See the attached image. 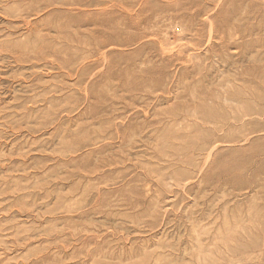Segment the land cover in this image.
I'll list each match as a JSON object with an SVG mask.
<instances>
[{
	"label": "rangeland",
	"instance_id": "rangeland-1",
	"mask_svg": "<svg viewBox=\"0 0 264 264\" xmlns=\"http://www.w3.org/2000/svg\"><path fill=\"white\" fill-rule=\"evenodd\" d=\"M0 264H264V0H0Z\"/></svg>",
	"mask_w": 264,
	"mask_h": 264
}]
</instances>
